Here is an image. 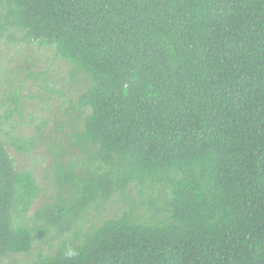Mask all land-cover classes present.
I'll return each mask as SVG.
<instances>
[{
	"label": "trees",
	"instance_id": "1",
	"mask_svg": "<svg viewBox=\"0 0 264 264\" xmlns=\"http://www.w3.org/2000/svg\"><path fill=\"white\" fill-rule=\"evenodd\" d=\"M32 44L80 86L72 152L50 148L51 195L34 206L43 193L7 146L37 140L12 134L21 86L9 92L0 264L35 243L28 264H264V0H0V48Z\"/></svg>",
	"mask_w": 264,
	"mask_h": 264
},
{
	"label": "rangeland",
	"instance_id": "2",
	"mask_svg": "<svg viewBox=\"0 0 264 264\" xmlns=\"http://www.w3.org/2000/svg\"><path fill=\"white\" fill-rule=\"evenodd\" d=\"M67 70V64L55 57L50 48H38L34 44L16 48L2 45L0 48V105L9 104L6 102L9 92L21 86L20 115H14L18 127L12 134L16 137L34 135L37 140L35 148L28 154L16 153L7 146L16 169L31 171L43 193L34 206L51 195V184L47 179L53 158L50 148L57 149L65 144V148L72 152L66 144L65 134L70 132L67 113L80 92V86L69 81ZM30 74L34 77L27 79ZM3 111L4 108H0V115ZM121 210L122 205L117 202L110 203L104 211H91L85 230ZM38 247L35 243L29 255L20 254L12 259L16 264H28Z\"/></svg>",
	"mask_w": 264,
	"mask_h": 264
}]
</instances>
